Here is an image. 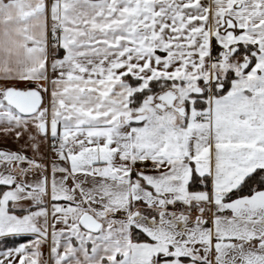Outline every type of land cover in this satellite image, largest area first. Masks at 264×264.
<instances>
[{
	"label": "snow or ice",
	"instance_id": "6c2138e0",
	"mask_svg": "<svg viewBox=\"0 0 264 264\" xmlns=\"http://www.w3.org/2000/svg\"><path fill=\"white\" fill-rule=\"evenodd\" d=\"M0 264H264V0H0Z\"/></svg>",
	"mask_w": 264,
	"mask_h": 264
}]
</instances>
